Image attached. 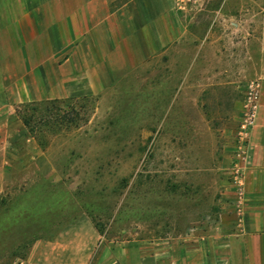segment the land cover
Wrapping results in <instances>:
<instances>
[{"label":"rangeland","instance_id":"obj_1","mask_svg":"<svg viewBox=\"0 0 264 264\" xmlns=\"http://www.w3.org/2000/svg\"><path fill=\"white\" fill-rule=\"evenodd\" d=\"M186 13L172 63L88 100L44 102L49 121L22 127L0 192V264H29L82 216L99 235L88 264H245L231 170L245 83L264 81V0Z\"/></svg>","mask_w":264,"mask_h":264},{"label":"crops","instance_id":"obj_2","mask_svg":"<svg viewBox=\"0 0 264 264\" xmlns=\"http://www.w3.org/2000/svg\"><path fill=\"white\" fill-rule=\"evenodd\" d=\"M188 15L175 0H0V192L11 188L13 142L24 127L10 119L16 108L103 94L164 56L172 63L174 50L189 42ZM248 141L239 164L242 202L236 205L233 190L229 203L239 218L245 264H264V81ZM98 241L82 216L34 247L26 262L88 264Z\"/></svg>","mask_w":264,"mask_h":264},{"label":"built area","instance_id":"obj_3","mask_svg":"<svg viewBox=\"0 0 264 264\" xmlns=\"http://www.w3.org/2000/svg\"><path fill=\"white\" fill-rule=\"evenodd\" d=\"M205 2L206 0H175V6L178 11L201 10ZM243 95L242 115L236 129L235 153L231 170L234 195L237 200L236 205L242 202L244 195V175L243 169L239 164L241 162H246L247 149L249 148L248 140L255 127L260 101V82L257 79L247 80L244 86Z\"/></svg>","mask_w":264,"mask_h":264},{"label":"trees","instance_id":"obj_4","mask_svg":"<svg viewBox=\"0 0 264 264\" xmlns=\"http://www.w3.org/2000/svg\"><path fill=\"white\" fill-rule=\"evenodd\" d=\"M89 98H92V96H84L82 98H77V99H75V98H68V99H63V100H73V101H77V100H80V99L81 100H88ZM58 101H60V100H54V101L51 100V101H42V102H33V103L24 104L23 105L24 108H26V110L31 111V112H30V115L28 117L27 116L26 117L25 116L22 117L23 124L25 126H27L29 124V122H30V119H32V116L35 113H36V117L39 119V123L40 124L49 121L48 118L50 116H48L49 114H47V111H46L45 115H43L42 113L36 112V111H38L37 110L38 109V106L44 104V102H50V103H53L54 104V103H56ZM28 106H31V107H28ZM54 123H55V121L53 122V124Z\"/></svg>","mask_w":264,"mask_h":264}]
</instances>
